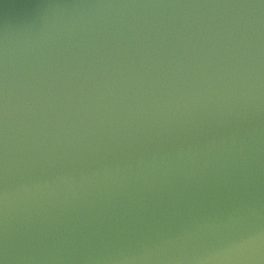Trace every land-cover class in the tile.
<instances>
[{"label": "water", "instance_id": "obj_1", "mask_svg": "<svg viewBox=\"0 0 264 264\" xmlns=\"http://www.w3.org/2000/svg\"><path fill=\"white\" fill-rule=\"evenodd\" d=\"M0 264H264V0H0Z\"/></svg>", "mask_w": 264, "mask_h": 264}]
</instances>
